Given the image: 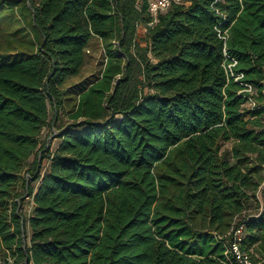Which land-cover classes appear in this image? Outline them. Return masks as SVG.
<instances>
[{"label":"trees","instance_id":"16d2710c","mask_svg":"<svg viewBox=\"0 0 264 264\" xmlns=\"http://www.w3.org/2000/svg\"><path fill=\"white\" fill-rule=\"evenodd\" d=\"M149 6L0 0V264H264V0Z\"/></svg>","mask_w":264,"mask_h":264},{"label":"built area","instance_id":"2783aa9c","mask_svg":"<svg viewBox=\"0 0 264 264\" xmlns=\"http://www.w3.org/2000/svg\"><path fill=\"white\" fill-rule=\"evenodd\" d=\"M190 2L191 0H149V5H150L149 11L155 18H157V16L160 13L167 11L174 3L188 5L190 4ZM220 37L222 39L224 38V36L222 37L221 33H220ZM226 56H227L226 58L230 60V62L226 66L228 72H230V74L233 77H235L236 81H239L240 79L243 78L244 74L243 73L235 74L233 70L238 60L232 56H229L227 52H226ZM245 85L247 87V91L253 90L251 85H248V84H245ZM249 104L254 106L255 102L251 101ZM243 235L244 234H243L242 226L235 230L234 239L230 245V253L233 254L235 261H237L239 264H260L255 261L252 251L242 250L241 242L243 240Z\"/></svg>","mask_w":264,"mask_h":264},{"label":"rangeland","instance_id":"374dc122","mask_svg":"<svg viewBox=\"0 0 264 264\" xmlns=\"http://www.w3.org/2000/svg\"><path fill=\"white\" fill-rule=\"evenodd\" d=\"M145 36H146V29L143 26L139 27L138 30V39L142 42V44H145ZM96 61H93L91 64H89L87 66V71H93L95 68ZM52 116H50L51 120L54 119L53 114H51ZM70 123V120L68 119L67 115L63 112L62 113V117L61 120L59 121L58 125L63 127L66 126ZM57 132H59L54 126H50L48 128L45 129L44 134H43V139L48 141L51 144V148L55 149L58 146V143L60 142V139L57 136ZM57 136V137H56ZM226 147L231 146V143H227L225 145ZM45 164H47V161H45ZM261 197V196H260ZM24 210L25 212L29 213L32 210V199L27 197L25 200V204H24ZM31 233H29L30 235Z\"/></svg>","mask_w":264,"mask_h":264}]
</instances>
